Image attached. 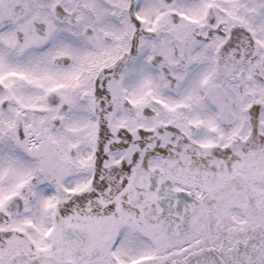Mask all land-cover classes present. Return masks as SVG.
I'll use <instances>...</instances> for the list:
<instances>
[{
  "label": "snow or ice",
  "instance_id": "snow-or-ice-1",
  "mask_svg": "<svg viewBox=\"0 0 264 264\" xmlns=\"http://www.w3.org/2000/svg\"><path fill=\"white\" fill-rule=\"evenodd\" d=\"M0 264H264V0H0Z\"/></svg>",
  "mask_w": 264,
  "mask_h": 264
}]
</instances>
